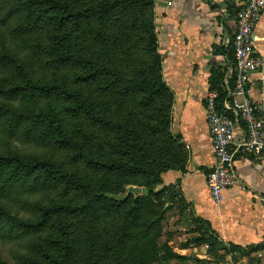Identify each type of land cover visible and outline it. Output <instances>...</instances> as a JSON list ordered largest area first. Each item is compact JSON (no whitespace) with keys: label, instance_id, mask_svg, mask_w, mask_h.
Instances as JSON below:
<instances>
[{"label":"trees","instance_id":"16d2710c","mask_svg":"<svg viewBox=\"0 0 264 264\" xmlns=\"http://www.w3.org/2000/svg\"><path fill=\"white\" fill-rule=\"evenodd\" d=\"M155 1L0 0V245L25 248L12 252L16 264L186 260L169 245L173 234L161 241L165 213L185 210L161 175L184 172L188 154L170 131L174 96L163 79ZM225 10L233 18L239 7ZM212 48L226 61L208 78L221 103L229 69L234 79L233 50ZM46 68L60 74H35ZM44 143L67 151L68 166L23 149ZM80 164L90 174L71 170ZM128 186L145 192L124 199ZM46 190L60 200L39 204ZM192 225L183 247H223L208 223L193 217ZM224 250L246 255L231 244Z\"/></svg>","mask_w":264,"mask_h":264},{"label":"crops","instance_id":"0c3cea01","mask_svg":"<svg viewBox=\"0 0 264 264\" xmlns=\"http://www.w3.org/2000/svg\"><path fill=\"white\" fill-rule=\"evenodd\" d=\"M241 2L163 0L161 4L166 15L161 50L163 79L174 96L170 131L180 136L188 154L184 172L173 170L161 175L163 186H175L185 204L183 213L172 216V233L182 232L188 240L195 217L208 223L223 244L215 253L207 245L185 248L182 242L172 247L170 242L173 252L186 258L171 264H264V154L235 155L234 171L240 184L225 190L218 202L211 198L206 184L215 163L205 112L208 78L212 67H226L225 58L216 55L212 45L223 46L221 42L233 36L234 21L225 7L227 3L239 7ZM253 41L263 65L251 77L248 96L264 117V10ZM229 73L230 69L226 77ZM228 244L246 255L225 251Z\"/></svg>","mask_w":264,"mask_h":264},{"label":"built area","instance_id":"2783aa9c","mask_svg":"<svg viewBox=\"0 0 264 264\" xmlns=\"http://www.w3.org/2000/svg\"><path fill=\"white\" fill-rule=\"evenodd\" d=\"M264 10V0H242L234 15V32L222 45H231L234 58V79L223 80L226 98L218 103V92H209L205 101L206 122L211 138L214 167L206 176L211 198L218 202L223 192L238 186L240 180L234 171L237 153L264 154V117L249 99L252 75L262 69L253 34ZM232 82V86L230 84Z\"/></svg>","mask_w":264,"mask_h":264},{"label":"rangeland","instance_id":"374dc122","mask_svg":"<svg viewBox=\"0 0 264 264\" xmlns=\"http://www.w3.org/2000/svg\"><path fill=\"white\" fill-rule=\"evenodd\" d=\"M162 3H163V0H156L154 9L151 10L155 16V24H156V32H157L156 44H157V47H158V50L160 53H161V50H163V48H164L163 41H162V39H163V31L162 30H163V19L166 16L165 12L162 11V6H163V5H161ZM138 50H139V48H138ZM161 59H162V57H161ZM162 62H163V60H162ZM130 69H131V65L128 67V69H125V70H130ZM67 72H69V71H67ZM71 73H69V74L65 73V75H70ZM35 74L37 76H41V78L42 77L46 78V76L48 78H50V77H52L53 74H60V72H58V70L54 71V70H50V69L46 68L43 70L42 69L38 70ZM71 77H72V75H71ZM57 103L58 102H56V104ZM23 149L26 152H30V153H33L35 155H40L44 158L51 159V160H54L60 164H63L64 166H68L67 165L69 163V158L67 157L68 152L64 151V150L55 149L50 144L44 143V144L38 145V146H33V144H30L28 146H25ZM71 168H72L71 170L78 172L81 176H85V175L90 174L89 170L83 164H80L78 167L71 166ZM92 177L96 180V182H98V180L100 178L99 176L94 175V174L92 175ZM142 191L145 192V190H143V189H142ZM143 192H142V194H143ZM51 198H53L56 201L60 200L58 192L52 191V190H46V191H44L38 195L37 202H39V204H42V205L47 204L48 200H50ZM166 198H168V195ZM166 198L164 200H166ZM165 206L166 207L168 206L167 202H165V205L163 207L165 208ZM178 213H179V209L177 208V205H176V207H173L172 210H169L165 213V220L163 222V231H162L163 236H162L161 241H165V239H166L165 237H168L167 235H171V234L175 235V237L174 238L172 237L171 240L169 241V243L172 242L171 243L172 247H177L179 244H182V242H185L184 240H186L182 236V234H183L182 232L179 235H177L178 231L176 233H172V232H174L171 228L172 216H177ZM104 225H106V228H111V226H112L111 222H107ZM47 232L48 231L40 232L38 234L37 238H40V236H41V238H43ZM79 234L80 233H77L75 238H77L79 236ZM19 244L20 243L16 242L15 244L6 243L5 245H0V256H2L5 259V261L10 262V259H11L12 262H10V263L16 264V262H14V260L12 259L11 256H12L13 251L17 252L18 250H21V248H19L20 247ZM22 252L23 253L25 252V248H23L21 250V253Z\"/></svg>","mask_w":264,"mask_h":264},{"label":"water","instance_id":"95a60500","mask_svg":"<svg viewBox=\"0 0 264 264\" xmlns=\"http://www.w3.org/2000/svg\"><path fill=\"white\" fill-rule=\"evenodd\" d=\"M142 189L139 188V187H136V186H128L126 188V193L124 195V199L128 198L130 195H133V196H140L142 195Z\"/></svg>","mask_w":264,"mask_h":264}]
</instances>
